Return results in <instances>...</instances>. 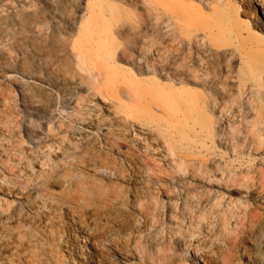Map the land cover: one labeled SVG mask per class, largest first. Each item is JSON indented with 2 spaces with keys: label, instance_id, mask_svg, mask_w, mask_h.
I'll return each instance as SVG.
<instances>
[{
  "label": "rangeland",
  "instance_id": "rangeland-1",
  "mask_svg": "<svg viewBox=\"0 0 264 264\" xmlns=\"http://www.w3.org/2000/svg\"><path fill=\"white\" fill-rule=\"evenodd\" d=\"M260 5L0 0V264H262Z\"/></svg>",
  "mask_w": 264,
  "mask_h": 264
},
{
  "label": "bare ground",
  "instance_id": "bare-ground-1",
  "mask_svg": "<svg viewBox=\"0 0 264 264\" xmlns=\"http://www.w3.org/2000/svg\"><path fill=\"white\" fill-rule=\"evenodd\" d=\"M260 7H261V10H262V14L264 15V6H261L260 5ZM98 27H100L99 30H98V33L101 34L100 39L102 40L103 45L109 46L111 44V38L107 34L106 25H104L103 22H102V24L101 25H98ZM102 58L105 59V60H107L109 57L106 56V58H105V57L102 56ZM253 65H255V64H253ZM259 69L260 68L257 65H255L252 68L251 71H252V73H255V72L259 71ZM113 71H114L115 74H118L119 75V73H118V71L116 69H114ZM205 126L207 127V121L206 120H205ZM261 259H262V264H264V257H262Z\"/></svg>",
  "mask_w": 264,
  "mask_h": 264
}]
</instances>
